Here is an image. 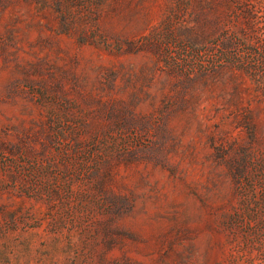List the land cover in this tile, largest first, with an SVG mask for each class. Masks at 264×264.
I'll list each match as a JSON object with an SVG mask.
<instances>
[{
    "label": "rangeland",
    "instance_id": "1",
    "mask_svg": "<svg viewBox=\"0 0 264 264\" xmlns=\"http://www.w3.org/2000/svg\"><path fill=\"white\" fill-rule=\"evenodd\" d=\"M0 264H264V0H0Z\"/></svg>",
    "mask_w": 264,
    "mask_h": 264
}]
</instances>
